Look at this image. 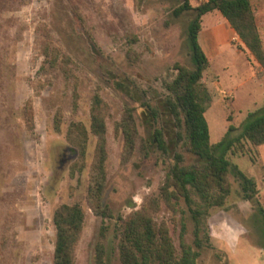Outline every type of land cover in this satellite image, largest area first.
Returning a JSON list of instances; mask_svg holds the SVG:
<instances>
[{
    "label": "rangeland",
    "instance_id": "1",
    "mask_svg": "<svg viewBox=\"0 0 264 264\" xmlns=\"http://www.w3.org/2000/svg\"><path fill=\"white\" fill-rule=\"evenodd\" d=\"M183 1L0 0V264H53V218L61 205H78L85 213L77 264H96L100 242L106 263L122 264L125 222L141 210L169 229L178 253L182 242L199 251L198 264H264L262 216L243 199L234 176L225 206L211 209L208 220H202L199 241L186 202L169 204L161 196L176 153L183 154L186 165L196 162L186 139H177L178 129L164 107L165 84L176 76V65L193 68L188 27L195 14L174 15ZM252 1L258 11L260 0ZM200 33L203 40L216 34L221 45L203 78L213 99L207 120L215 143L230 126L239 130L250 113L262 109L264 98L257 92L255 105L241 97L242 90L234 92L236 99L219 84L234 87L251 70L236 32L229 38L211 17L202 18ZM96 94L106 104L103 204L110 217L96 215L88 202L97 148L91 133ZM144 102L162 110L158 125L142 108ZM127 111L137 128L131 151L122 125ZM73 123L83 124L89 134L84 157L68 138ZM156 127L165 131L168 155L154 145ZM248 148L228 158L256 181L264 207V146Z\"/></svg>",
    "mask_w": 264,
    "mask_h": 264
},
{
    "label": "trees",
    "instance_id": "2",
    "mask_svg": "<svg viewBox=\"0 0 264 264\" xmlns=\"http://www.w3.org/2000/svg\"><path fill=\"white\" fill-rule=\"evenodd\" d=\"M215 11L221 13L235 30L259 64L258 76L264 77V39L259 30L257 11L252 0H208L198 7H193L190 0H184L175 9L174 15L177 18L189 12L195 14L188 27V46L193 68L176 65V76L165 84L168 94L164 107L178 129L177 139H186V147L194 154L196 162L186 165L183 154L176 153L174 163L161 187V196L169 204L181 200L186 202L197 225L198 241L202 220H208L211 209L225 206L232 191L231 175L239 181L243 199L257 207L264 224V207L259 201L256 181L228 158L229 153L250 152L248 145H264V107L250 113L239 130L230 126L219 142L211 141L207 113L213 99L203 82L210 61L200 46L199 34L203 16ZM43 53L46 57L49 56L48 47ZM142 108L147 111L153 123L158 125L163 115L162 110L149 102H144ZM28 119L33 121L31 107L28 109ZM122 125L127 148L131 151L135 147L137 135L132 111H127ZM91 133L97 138V148L90 175L88 202L96 215L110 217L103 204L107 188L108 160L106 104L99 94L94 96L91 107ZM88 137V131L83 124L73 123L70 126L68 138L81 151L82 157L85 156ZM153 142L158 151L169 154V145L162 128H155ZM153 206L157 207L158 203L154 202ZM53 223L56 231L53 264H77L76 247L85 227L83 209L78 205H61L54 213ZM120 249L122 264H198L200 257L199 251L184 242L181 244V252L178 253L169 229L158 225L148 210L134 212L128 217ZM105 256V246L100 242L96 246V264H107Z\"/></svg>",
    "mask_w": 264,
    "mask_h": 264
},
{
    "label": "crops",
    "instance_id": "3",
    "mask_svg": "<svg viewBox=\"0 0 264 264\" xmlns=\"http://www.w3.org/2000/svg\"><path fill=\"white\" fill-rule=\"evenodd\" d=\"M206 2H208V0H190V4L193 7H198L202 3H206ZM258 8L259 9L257 11V20H258V24H259V30L263 36V39H264V0L259 1ZM219 15H220L219 12H212V13H208L205 16H203V19L206 20V19H210L211 17L216 18V23L217 24L219 22L222 23V25L225 27V31H226L228 37L229 38L232 37L235 34V31L230 27L227 20L223 16L221 17ZM199 43H200L202 50L204 51V53L208 57L209 61H211L212 58L215 57L216 55H219L221 45L219 42V38L216 36V34L213 33L209 36L208 40H203L202 39V33H200L199 34ZM248 54H249L248 63H249V66L251 67V70H248L246 72L248 74L247 75L243 74L242 80L239 83H236L234 85V87H228L227 85H224L221 82L219 84L222 86V88L225 91L233 93L234 95H235L234 92L242 90L241 92H244V93L241 94V97L245 98V99L249 100L251 103L257 105V100L255 99V96L257 95V92H260L261 93L260 99L264 98V95L262 92L264 84H262L263 83L262 78L258 76L259 64L256 62L254 57L249 53V51H248ZM254 80H256L254 82L255 83L254 88H249V85ZM232 84H233V81H232ZM235 97L237 99V94L235 95ZM211 141H212V138H211ZM219 141H216L215 143H217Z\"/></svg>",
    "mask_w": 264,
    "mask_h": 264
}]
</instances>
